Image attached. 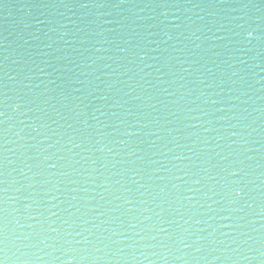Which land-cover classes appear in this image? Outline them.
Instances as JSON below:
<instances>
[{
  "label": "water",
  "instance_id": "1",
  "mask_svg": "<svg viewBox=\"0 0 264 264\" xmlns=\"http://www.w3.org/2000/svg\"><path fill=\"white\" fill-rule=\"evenodd\" d=\"M0 262L264 264V0H0Z\"/></svg>",
  "mask_w": 264,
  "mask_h": 264
},
{
  "label": "clouds",
  "instance_id": "2",
  "mask_svg": "<svg viewBox=\"0 0 264 264\" xmlns=\"http://www.w3.org/2000/svg\"><path fill=\"white\" fill-rule=\"evenodd\" d=\"M247 35H248V36H251V35H252V33H251V32H249Z\"/></svg>",
  "mask_w": 264,
  "mask_h": 264
},
{
  "label": "snow or ice",
  "instance_id": "3",
  "mask_svg": "<svg viewBox=\"0 0 264 264\" xmlns=\"http://www.w3.org/2000/svg\"><path fill=\"white\" fill-rule=\"evenodd\" d=\"M237 195H239V193H237ZM0 264H2V262H0Z\"/></svg>",
  "mask_w": 264,
  "mask_h": 264
}]
</instances>
